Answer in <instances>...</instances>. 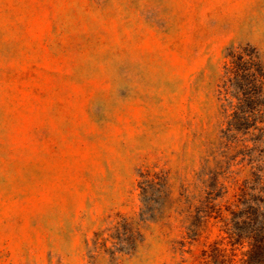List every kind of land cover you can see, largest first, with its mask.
Listing matches in <instances>:
<instances>
[{
	"label": "rangeland",
	"instance_id": "374dc122",
	"mask_svg": "<svg viewBox=\"0 0 264 264\" xmlns=\"http://www.w3.org/2000/svg\"><path fill=\"white\" fill-rule=\"evenodd\" d=\"M229 49L264 70V0H0V264H264Z\"/></svg>",
	"mask_w": 264,
	"mask_h": 264
},
{
	"label": "trees",
	"instance_id": "16d2710c",
	"mask_svg": "<svg viewBox=\"0 0 264 264\" xmlns=\"http://www.w3.org/2000/svg\"><path fill=\"white\" fill-rule=\"evenodd\" d=\"M258 60L256 53L247 49H229L224 65V81L220 91L224 101L222 108L232 107L243 112L241 118L248 127H243L247 131L245 133L241 130V133L245 134L250 128L259 130L262 128L259 127L260 125L264 126V70ZM258 185H261V181H258ZM256 189L258 187L253 188ZM254 202L255 199L246 194L245 201L241 203L244 206L241 216L247 225L258 222L259 217L262 218V227L259 229L253 227L249 230L250 235L247 236L252 253L262 254L264 253V207L255 205Z\"/></svg>",
	"mask_w": 264,
	"mask_h": 264
}]
</instances>
